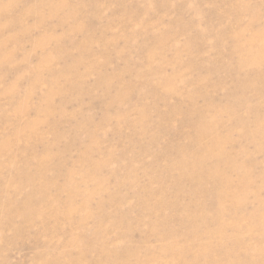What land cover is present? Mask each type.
<instances>
[{
    "label": "rangeland",
    "instance_id": "obj_1",
    "mask_svg": "<svg viewBox=\"0 0 264 264\" xmlns=\"http://www.w3.org/2000/svg\"><path fill=\"white\" fill-rule=\"evenodd\" d=\"M263 227L264 0H0V264H264Z\"/></svg>",
    "mask_w": 264,
    "mask_h": 264
},
{
    "label": "bare ground",
    "instance_id": "obj_2",
    "mask_svg": "<svg viewBox=\"0 0 264 264\" xmlns=\"http://www.w3.org/2000/svg\"><path fill=\"white\" fill-rule=\"evenodd\" d=\"M215 146H212V147H209L210 149H208V151H211V150H213V148H214ZM215 151V150H214ZM197 159V158H196ZM198 160V159H197ZM197 160H195L196 162L194 163V164H192L193 166H192V168L194 169H197L199 166H201V168H203V162L204 161H202L201 159H200V161H197ZM223 160V159H222ZM224 164V163H226V162H224V161H221V164ZM218 164H220V161L218 162ZM221 164L219 165V166H221ZM225 165V164H224ZM216 166V165H215ZM203 169H206V168H203ZM200 170V169H199ZM202 170V169H201ZM202 172V171H201ZM215 172H217V171H215ZM203 173L205 174V176H206V178H214V179H218V178H221L219 175H215L214 173H213V171H210V172H208V169H206L205 171H203ZM202 173V174H203ZM214 174V175H213ZM201 176V175H200ZM219 176V177H218ZM213 179V180H214ZM226 179H227V177H226ZM205 180V179H204ZM221 182V181H220ZM226 183H228V184H231V182L229 181V180H226L225 181ZM203 184V183H202ZM217 185V184H216ZM218 185H219V183H218ZM220 190V189H219ZM217 194V193H216ZM218 196H220V199L223 197V196H225V192L224 191H219V193H218ZM222 200V199H221ZM222 212H224L223 210H222ZM259 226V225H258ZM263 232H264V227H263ZM247 233V232H246ZM259 233V232H258ZM246 248V247H245ZM246 253V252H245Z\"/></svg>",
    "mask_w": 264,
    "mask_h": 264
}]
</instances>
